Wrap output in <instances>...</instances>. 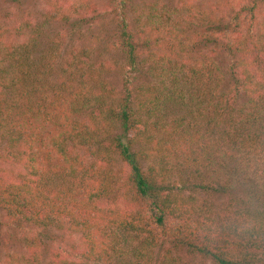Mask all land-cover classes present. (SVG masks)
I'll list each match as a JSON object with an SVG mask.
<instances>
[{
	"label": "trees",
	"instance_id": "trees-1",
	"mask_svg": "<svg viewBox=\"0 0 264 264\" xmlns=\"http://www.w3.org/2000/svg\"><path fill=\"white\" fill-rule=\"evenodd\" d=\"M256 7L212 18L195 42L177 37L178 10L159 16L180 53L215 46L187 71L168 63L138 107L103 96L87 50L66 61L37 29L16 44L0 36V163L25 172L0 177L5 219L76 235L80 249L62 264H142L158 246L163 264L172 251L264 264V34L241 35V15L250 24ZM125 28L121 53L133 67Z\"/></svg>",
	"mask_w": 264,
	"mask_h": 264
},
{
	"label": "rangeland",
	"instance_id": "rangeland-1",
	"mask_svg": "<svg viewBox=\"0 0 264 264\" xmlns=\"http://www.w3.org/2000/svg\"><path fill=\"white\" fill-rule=\"evenodd\" d=\"M249 2L250 0H0V36L4 44H16L30 37L31 31L37 29L39 40L53 45L60 55L66 56V61L70 59L71 52L80 55L81 49L87 50L85 68L89 69L88 74H92L94 82L105 90L103 96L115 99L128 96L132 104L138 107L152 98L154 91L158 89L159 77L170 62H180L187 71L189 65L208 62L211 59L209 50L215 46L212 44L213 39L208 42L201 40L198 45L180 53L175 47L176 40L170 38L161 22H155L159 20V16L178 10L183 23L178 26L177 37L195 42L200 33L207 35L208 30L214 29L211 24L213 20L228 19L243 4ZM256 6L250 24L244 19L246 15H241L244 21L241 35L255 39L264 34V0H256ZM202 16L207 17V20L202 22L203 27H199L198 19ZM149 18L152 20L150 24L147 22ZM121 22L126 26L125 31L133 36L137 55L133 67L128 65L121 53ZM185 27L189 30L185 31ZM220 28L224 29V26ZM217 37L220 38L221 35L218 34ZM213 60L217 59L214 57ZM149 160L150 158L147 163ZM147 163L145 161L143 166ZM18 173L25 174L21 166L0 163L1 178L12 179ZM74 247L80 249L76 235L69 237L53 230L9 222L0 212V264H62L66 262V258L76 254ZM165 249L166 247L158 246L148 259L144 258L142 264H163L161 257ZM171 253L173 261L169 260L164 264H208L202 258L187 256L181 251ZM132 259L133 257L128 256L123 264H133Z\"/></svg>",
	"mask_w": 264,
	"mask_h": 264
}]
</instances>
